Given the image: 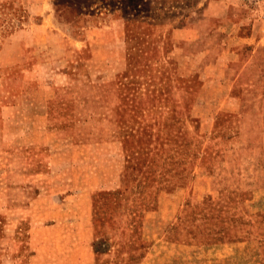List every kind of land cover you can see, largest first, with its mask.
I'll return each mask as SVG.
<instances>
[{
  "label": "rangeland",
  "instance_id": "1",
  "mask_svg": "<svg viewBox=\"0 0 264 264\" xmlns=\"http://www.w3.org/2000/svg\"><path fill=\"white\" fill-rule=\"evenodd\" d=\"M245 1L0 0V264H264V64L178 72Z\"/></svg>",
  "mask_w": 264,
  "mask_h": 264
},
{
  "label": "crops",
  "instance_id": "2",
  "mask_svg": "<svg viewBox=\"0 0 264 264\" xmlns=\"http://www.w3.org/2000/svg\"><path fill=\"white\" fill-rule=\"evenodd\" d=\"M246 2L237 8L225 4L216 9L208 4L191 13L182 27L189 34L183 38L188 39L196 53L182 55L188 64L179 59L178 72L181 76L200 77L199 92L213 90L208 87L215 83L212 77H227L231 83L224 90L228 92H245L240 77L260 74L264 64V17ZM226 101V110L234 112L241 107L239 99L230 96Z\"/></svg>",
  "mask_w": 264,
  "mask_h": 264
}]
</instances>
